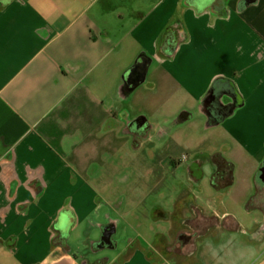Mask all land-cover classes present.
<instances>
[{"label": "crops", "instance_id": "crops-1", "mask_svg": "<svg viewBox=\"0 0 264 264\" xmlns=\"http://www.w3.org/2000/svg\"><path fill=\"white\" fill-rule=\"evenodd\" d=\"M136 60L145 69L128 92ZM194 104L255 164L264 159V0H0V264H99L83 254L90 248L116 250L100 264H192L203 242L228 250L226 239L245 250L240 264H264L260 219L241 234H211L228 231L209 218L231 216L219 199L231 183L202 198L201 163V176L172 192L171 204L148 207L170 223L167 234L117 239L115 224L111 246H95L114 213L127 222L128 196L117 202L110 189L118 158L178 137L173 130ZM136 118L146 132L129 128ZM255 186L246 200L252 194L264 213V189ZM64 210L72 241L56 228ZM189 212L208 223L202 232L187 224ZM186 229L203 238L198 247L180 246Z\"/></svg>", "mask_w": 264, "mask_h": 264}, {"label": "rangeland", "instance_id": "rangeland-1", "mask_svg": "<svg viewBox=\"0 0 264 264\" xmlns=\"http://www.w3.org/2000/svg\"><path fill=\"white\" fill-rule=\"evenodd\" d=\"M134 100L136 98H133L132 102L137 111L140 105L138 101ZM198 107L200 105H192L190 108L193 113L192 118L181 122L182 124L174 128V135L176 134L178 137H172L164 143L146 141L140 145L139 149H135L134 152L128 150L124 157L120 156L118 158L116 181L110 186L111 193L117 202L123 201L127 196L128 198L125 201V206L120 208V213L127 222L119 220L122 218L119 213L113 215L117 217V239L121 236L132 239L139 233L153 235L157 232H163L167 234L170 223L162 219L159 221L154 220L152 210L148 207L158 203L162 206L171 204L172 192L180 189L185 190L183 188H188L193 184L190 181L192 176L189 174L188 168L195 161H200L204 170V174L200 179L201 184L204 186L201 191L202 198L212 191L214 192L215 185L221 188L224 185H230L228 182L231 183L230 192L226 193L224 191V189L227 190L228 186H226L220 190L219 197L220 200H223L221 212L231 214V216L226 217L223 221L214 217L209 218L210 222H216L218 230L222 227L228 231L218 233L215 229L214 233L211 234H241L239 230L244 229L246 231V229L252 228L254 220L260 219L261 224L264 222L263 211L261 208L254 206L257 201L256 197L252 199L251 194V197L249 196L246 200L247 195H249L247 194L248 191L252 189L253 192L255 191L254 178L259 171L262 160L258 165L255 164L254 160L223 130L224 125L221 122L209 124L208 116L201 113V109H198ZM206 148L213 149V151L217 149V152L214 151L215 153L211 154L210 158L206 155L208 154ZM169 151L172 152L171 156H169ZM205 156L207 160H205ZM216 169L218 171L213 174ZM158 181L161 184L159 188L156 186ZM186 193L191 194L189 189L186 190ZM140 194L145 195L144 201L146 204L139 205L137 208L132 207L131 202L135 203ZM111 212L113 213V211ZM190 216L191 212L188 214L187 224L197 227L196 232H202L205 226L208 225V223L201 222L202 215H198L193 219ZM233 217L236 221H233ZM71 229L72 227L68 230L69 237L71 234L72 236L75 234V230ZM77 232L81 235L85 232V229L78 228ZM100 234L99 232L98 240ZM201 239H194L192 244L196 243L195 245L198 247L201 244ZM226 240L229 245L228 250H224L220 244L209 248L206 247L207 243L203 242L197 253L198 261H194L192 264L242 263L245 257L242 253L245 250L237 246L233 239ZM70 241H72V237H70ZM122 242L124 243V240L121 239L120 246ZM90 249H86L83 254H85L87 260L95 259V261L98 260L97 263L99 264L102 262L104 255H112L116 251L107 248H96L95 251L91 252ZM78 250H80V247H78Z\"/></svg>", "mask_w": 264, "mask_h": 264}, {"label": "water", "instance_id": "water-1", "mask_svg": "<svg viewBox=\"0 0 264 264\" xmlns=\"http://www.w3.org/2000/svg\"><path fill=\"white\" fill-rule=\"evenodd\" d=\"M205 1V0H204ZM145 64L139 60H136V62L131 67V70L127 74V78L125 80V90L130 92L131 89L134 87L136 82L139 79V76L141 73L144 72ZM186 115H183L182 118H186ZM134 121L137 123V127L142 126L145 124V120L143 118H136ZM201 176V170L198 169L196 178H199ZM254 181L256 185L263 190L264 189V159L262 160V164L259 168V171L255 175ZM264 206V200L262 201ZM74 220L72 218V215H70L68 210H64L60 217L58 218L56 222V228L61 234V238L63 241L66 240L68 235V230L70 229L71 225L73 224ZM106 225V224H104ZM264 225V224H263ZM116 227L115 225L111 229V231L107 234H103V231L101 230V235L99 240L95 243V246L102 247V246H111V240L115 233Z\"/></svg>", "mask_w": 264, "mask_h": 264}, {"label": "flooded vegetation", "instance_id": "flooded-vegetation-1", "mask_svg": "<svg viewBox=\"0 0 264 264\" xmlns=\"http://www.w3.org/2000/svg\"><path fill=\"white\" fill-rule=\"evenodd\" d=\"M212 112L215 114L216 110L215 109H211ZM129 128L132 129L134 132H146L147 131V127L142 125L137 127V123L134 120H131L129 122ZM202 161V160H201ZM200 161H195L193 162L191 165H189L188 168V172L189 174L192 176L191 179L196 180V175H197V171L199 169L200 166ZM200 170V169H199ZM106 225L102 224L101 225V230L103 231V234H107L111 231V229L113 228V226L116 224L117 225V219L116 218H110L107 223H105ZM177 240L180 242V246H189L190 244H192V240L194 239V234L192 232V230H182L179 231L177 233Z\"/></svg>", "mask_w": 264, "mask_h": 264}, {"label": "trees", "instance_id": "trees-1", "mask_svg": "<svg viewBox=\"0 0 264 264\" xmlns=\"http://www.w3.org/2000/svg\"><path fill=\"white\" fill-rule=\"evenodd\" d=\"M180 15H181V8L179 7V8L177 9L176 14H175V18H176V17H177V18L180 17ZM186 36H187V34H186V32H184V34H183V39H184ZM242 102H243V99L241 98L240 95H238V100H237V104H236V105H240ZM34 182H35V183H39L40 181H39V180H36V181H34ZM39 185H40V183L38 184L37 187H39ZM37 191H40V188H39ZM21 208H22V209H25V207H23V206H21Z\"/></svg>", "mask_w": 264, "mask_h": 264}]
</instances>
